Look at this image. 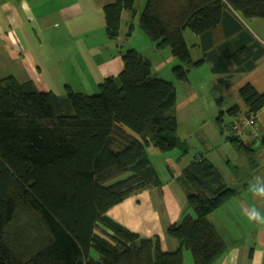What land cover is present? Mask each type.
Segmentation results:
<instances>
[{"label":"trees","instance_id":"1","mask_svg":"<svg viewBox=\"0 0 264 264\" xmlns=\"http://www.w3.org/2000/svg\"><path fill=\"white\" fill-rule=\"evenodd\" d=\"M135 1L105 7L110 38L119 36L123 11L136 18ZM231 11L264 19V0H147L139 28L156 48L192 63L185 30L211 38ZM122 59L123 72L94 95L69 91L61 98L32 82L0 80V264H184L185 250L194 264H214L225 253L209 216L235 191L205 159L178 178L194 215L168 228L176 251L164 252L158 236L143 237L107 215L162 185L152 147L169 153L182 142L175 84L156 76L135 49ZM174 73L188 80L182 67ZM240 94L249 113L264 109V93L250 84Z\"/></svg>","mask_w":264,"mask_h":264},{"label":"crops","instance_id":"2","mask_svg":"<svg viewBox=\"0 0 264 264\" xmlns=\"http://www.w3.org/2000/svg\"><path fill=\"white\" fill-rule=\"evenodd\" d=\"M115 2L0 0V80L13 77L20 84L32 82L40 92L54 93L61 98H66L69 91L95 94L106 79L116 78L123 72L122 42L135 37L147 0L135 1L134 20L128 11H123L119 36L112 39L107 32L105 7ZM132 23L134 28L129 34ZM196 40L203 56L198 60L201 62L198 70H211L210 74L204 71L207 76L204 84L198 79V99H204L199 94L204 87L208 101V104L203 102L206 114L198 118V154L189 153L187 148L183 155H168L164 162L155 155L162 185L134 194L107 215L143 237L158 236L164 252L176 251L179 242L168 236L167 230L185 214L194 215L178 178L191 165L205 159L219 170L226 188L235 191L233 198L209 216L227 246L214 264H264V225L249 222L242 213L252 206L264 213V199L254 198L249 192L252 178L264 177V169L247 172L231 169L225 174L202 150L204 144L217 139L216 143L220 141L235 157L252 160L255 152L264 150V109L258 113L261 142L253 147H244L232 135L224 138L225 132L222 130L219 134L217 127L210 129L212 136L204 129L213 119L221 126L225 113L229 120L233 119L231 124L249 114L240 94L243 86L250 84L257 92L264 93V19H246L239 12L231 11L211 38L198 35ZM149 44L143 45L152 50L155 45ZM130 48L134 49L133 45ZM137 51L150 60L153 73L161 77L155 71L152 57L138 48ZM233 106L239 108L235 115L228 113ZM233 165L238 168V164ZM184 264H194L192 254L186 250Z\"/></svg>","mask_w":264,"mask_h":264},{"label":"rangeland","instance_id":"3","mask_svg":"<svg viewBox=\"0 0 264 264\" xmlns=\"http://www.w3.org/2000/svg\"><path fill=\"white\" fill-rule=\"evenodd\" d=\"M184 37L188 47L190 48L192 63H184L179 58L174 57L172 54V50L169 47L158 49L156 48V46H152L154 47L152 48V50H149L148 48L144 47L143 44H153L143 35V33L140 31V28L131 41L124 40L121 46L123 47L121 56H123L124 52L131 49L130 45H133V48L136 50L138 48V50H140L144 54L148 53L147 55L152 57L151 60H153L154 67H156L155 71L159 73V75L161 76L160 78L169 82H173L176 86V115L179 121L178 136L185 142H181L180 147L176 148V150H173L174 152L171 151L172 153L169 152L170 154L162 153L152 147L149 152L150 155L153 157H155V155H159L157 157V160L162 159V162L165 161L168 155H183L187 148L190 151L189 153H193L194 155L197 152L196 154H198V118L201 114H206L203 102L205 104H208V101L205 100L207 98L206 93L204 92V87L203 89H200L199 94H202V97H205L203 100L198 99V79L201 83L204 84L207 79V76H205L204 71H207V73L210 74L211 70L210 68H205L207 70L201 69L200 72V70H198V66H193V63H197L198 60H200L199 58H203V56L201 57V50L200 48H198V40H196L198 35H196L192 30L186 29L184 32ZM178 66L182 67L183 71H188L187 81H180L177 79V76L174 73V69ZM97 93H99V90L95 94ZM89 94L94 95V93ZM209 113L210 111L208 112V114ZM224 115L225 118L221 121V126L218 124L217 119H213L211 122L208 123V125L204 127L205 132L208 136H212V134L210 133V129L214 130L216 127L218 128V131H216L219 134L222 133V130L225 132L224 138L229 135H232V131L229 130V127L231 126L233 119L229 120L227 117V113H225ZM218 140L219 139L211 142L210 144L206 143L204 144V147L201 148L206 154L205 156H209L214 159L216 164L225 174L230 173L231 169H245L246 172L248 171V169H264V150H259L260 152H255L254 158L252 160L248 157L244 158V156L235 157V155L231 153L230 150H227L222 145V143H220V141L219 143H216V141ZM260 142L261 139L259 137L254 146L260 144ZM241 143L244 147L248 148L243 142ZM183 145H185V147ZM234 163L238 164V168H235V166L233 165Z\"/></svg>","mask_w":264,"mask_h":264},{"label":"built area","instance_id":"4","mask_svg":"<svg viewBox=\"0 0 264 264\" xmlns=\"http://www.w3.org/2000/svg\"><path fill=\"white\" fill-rule=\"evenodd\" d=\"M232 136L243 142L248 148L253 147L260 137L258 113H249L240 121L231 124Z\"/></svg>","mask_w":264,"mask_h":264},{"label":"clouds","instance_id":"5","mask_svg":"<svg viewBox=\"0 0 264 264\" xmlns=\"http://www.w3.org/2000/svg\"><path fill=\"white\" fill-rule=\"evenodd\" d=\"M249 192L254 198L264 199V177H253L249 183ZM242 213L249 222L264 225V213L255 206L243 209Z\"/></svg>","mask_w":264,"mask_h":264}]
</instances>
